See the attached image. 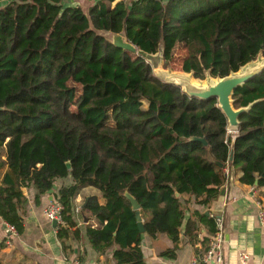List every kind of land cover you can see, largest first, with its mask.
Segmentation results:
<instances>
[{
    "label": "trees",
    "instance_id": "16d2710c",
    "mask_svg": "<svg viewBox=\"0 0 264 264\" xmlns=\"http://www.w3.org/2000/svg\"><path fill=\"white\" fill-rule=\"evenodd\" d=\"M67 1L0 8V216L22 234L24 189L39 201L69 180L54 197L64 207L67 225L57 232L65 252L82 239L74 214L85 188L99 192L82 211L98 223L86 224L98 255L116 247V264H147L143 235L178 244L183 227L197 246L195 232L209 226L212 235L216 222L200 211L187 220V212L209 210L228 166L242 171V184L264 188V70L232 97L236 110L248 109L233 140L216 99L189 97L150 60L160 55L169 66L185 50L182 71L199 81L241 72L264 58V0H87L88 14Z\"/></svg>",
    "mask_w": 264,
    "mask_h": 264
},
{
    "label": "crops",
    "instance_id": "0c3cea01",
    "mask_svg": "<svg viewBox=\"0 0 264 264\" xmlns=\"http://www.w3.org/2000/svg\"><path fill=\"white\" fill-rule=\"evenodd\" d=\"M5 171H0L4 175ZM242 171L232 168L221 193L213 201L208 209L195 206L190 207L187 212V220L194 211L206 213L212 217H223L224 219V259L222 264H242L240 256L247 254L249 260L246 264H264V229L260 225L258 213L260 207L258 201L264 206V188L244 185L240 179ZM70 181L59 180L55 183L54 193L48 192L36 201V190L34 188L24 189L27 202L22 207L20 215L24 230L22 234L11 235L7 225L0 216V264H74L83 258L85 264H116L114 251L111 248L103 255H98L90 246L86 235V216L74 214L76 224L82 232V239L78 241L69 240L71 247L64 251L62 242L58 238L57 228L53 222L45 216L46 208L54 201L55 194L63 185H69ZM222 189V190H223ZM99 192L94 188H85L75 199V204H81ZM264 208V207H263ZM90 225L97 227L98 223L89 220ZM178 244H175L167 235L151 238L144 234L142 238V251L147 264H192L204 254V240L207 247L211 237L210 227L201 226L195 232L198 242L194 246L190 239L184 234ZM206 247V248H207ZM168 250H175V257L165 256Z\"/></svg>",
    "mask_w": 264,
    "mask_h": 264
},
{
    "label": "water",
    "instance_id": "95a60500",
    "mask_svg": "<svg viewBox=\"0 0 264 264\" xmlns=\"http://www.w3.org/2000/svg\"><path fill=\"white\" fill-rule=\"evenodd\" d=\"M114 45L122 48L124 50L131 51L133 53L137 52V49L126 41V39L121 35H116L114 40ZM264 70V65L260 66L256 69H253L245 74L236 73L233 75H230L228 77H225L223 79H220L216 84L205 87V88H199L192 84L186 83V82H179L175 84L179 87H184V92L191 98H196L203 101H209L212 99H216L218 101V105L227 117L229 121L230 129L236 130L239 127V117L246 112L247 108H241L239 110H236L233 107V100L232 97L237 89L244 86L246 83H248L250 80H252L254 77H256L258 74H260ZM233 155L231 154L230 159L232 160ZM56 190V187L54 186L53 189L50 191V193H54ZM225 189L222 190V195H224ZM126 197L130 200L132 204V208L134 211H136V217L139 224V229L141 233H145V228L142 220V214L140 212V205L138 201L133 198L130 194H127ZM89 197L84 201V204L82 206V210L84 211L87 203H88ZM208 215V214H207ZM89 220L85 218V223H88ZM54 227H57V223L53 222Z\"/></svg>",
    "mask_w": 264,
    "mask_h": 264
},
{
    "label": "built area",
    "instance_id": "2783aa9c",
    "mask_svg": "<svg viewBox=\"0 0 264 264\" xmlns=\"http://www.w3.org/2000/svg\"><path fill=\"white\" fill-rule=\"evenodd\" d=\"M229 134L232 136L233 140L237 136L236 130H229ZM232 169L228 166L225 170L226 179L229 180V176ZM258 206L260 207L258 213V219L260 225L264 229V206L261 201H258ZM64 207L58 201H53L45 210V216L48 221L56 222L57 227L63 226L65 227L67 224L63 217ZM82 212L81 207H75V213L80 214ZM216 222V231L210 237L209 244L207 247V251L203 254L202 257L196 259L192 264H222L224 259V243H225V235H224V219L223 217H214ZM8 232L11 235H17V230L15 227L11 225H7ZM249 260V256L247 254H242L240 256V261L242 264H246ZM74 264H85L84 262L78 260Z\"/></svg>",
    "mask_w": 264,
    "mask_h": 264
},
{
    "label": "rangeland",
    "instance_id": "374dc122",
    "mask_svg": "<svg viewBox=\"0 0 264 264\" xmlns=\"http://www.w3.org/2000/svg\"><path fill=\"white\" fill-rule=\"evenodd\" d=\"M9 0H3L0 3V8L8 4ZM66 6H81V8L85 11V13L88 14L89 9L94 4V2H89L87 0H69L64 3ZM116 5V3L114 4ZM100 34L104 35L109 40L113 41L115 40L116 35L101 32ZM186 51L180 50L176 53L174 60L172 63L169 64V66H165V62H163L160 55L154 56L151 58V62L154 65V74L159 77L160 79H163V81L172 82L175 84H179V82H186L189 84H192L199 88H205L212 86L216 84L219 80H206V81H199L197 79H194L191 75H188L182 71V59L185 57ZM264 65V58L258 59L256 62L250 64L246 68H244L240 74H245L253 69H256L260 66ZM182 89L184 87H181ZM184 90V89H183ZM232 130L233 129H230ZM231 169L232 167L229 166ZM226 173V172H225ZM77 207H81V204H79ZM83 211V210H82Z\"/></svg>",
    "mask_w": 264,
    "mask_h": 264
}]
</instances>
